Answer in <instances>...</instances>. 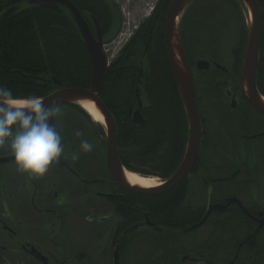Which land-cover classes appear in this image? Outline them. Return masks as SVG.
<instances>
[{"label":"flooded vegetation","instance_id":"af4514ba","mask_svg":"<svg viewBox=\"0 0 264 264\" xmlns=\"http://www.w3.org/2000/svg\"><path fill=\"white\" fill-rule=\"evenodd\" d=\"M160 2L161 0L157 2L150 16L144 19L150 22L151 18H154V30L160 27L157 22H160L162 9L166 7L168 0L163 2L161 10ZM114 5V27L106 31L100 23L104 40L110 36L117 37L123 27L121 7L115 3ZM243 6L246 9L245 5ZM81 12L97 36L94 26L87 18L91 14L87 11ZM184 19L185 16H182L181 40L196 81L195 90L197 93L201 90L199 97L196 96L202 124V141L196 162L189 174L175 187L162 194L129 192L114 180L106 165L107 141L104 124L102 125L105 136H100V158L96 161L93 158L99 173L95 174L91 172L94 170L93 163L84 155L79 142L67 141L58 122V130L64 137L63 143L68 158H62L45 176L27 178L17 172L14 160L0 163V264H115L117 256L119 264H125L128 246L134 238L136 243L147 239L151 245L147 253L141 256L140 264L174 260L176 245L181 261L189 264H219L223 261L224 252L225 256H232L230 264H247L248 260L260 255V250L257 249L255 253L254 248H258L257 239L264 236V114L253 108L243 91L241 76L248 37L242 44L241 35L237 32L233 42V37L229 35L223 45L217 41L214 46H206L205 49L194 47L193 51L187 39L188 20ZM246 20L248 27V19ZM163 25L162 38L168 56L166 16ZM141 27L142 23L139 29ZM157 40L158 36H152V40L145 43V55L150 51H157ZM201 60L210 62L208 69H199L198 62ZM143 96L145 99L142 113L144 117H148L145 111L152 106L147 103L150 96ZM69 106L71 104L54 106L62 107L59 116L68 122L76 119V112ZM137 107L138 105L136 109ZM130 111L133 120L134 109ZM111 113L115 119L112 111ZM145 119L147 122L148 119ZM186 122L188 126L187 118ZM95 130L97 133L100 131L99 127L93 126L92 133ZM188 135L187 130L183 154L170 176L141 174L144 178L159 179L158 185L154 187L164 185L179 168L186 152ZM71 153H79V158L73 160ZM9 155H13L11 150L1 154L0 158ZM181 185H184V204L198 215V221L180 230L154 221L150 212H141V208L135 222L129 223L128 217L116 205L119 202L120 206L124 207L129 195L139 198L157 197ZM230 198L237 199L242 206L234 202L224 211L215 210L202 226L190 229L204 218L211 207L217 204L225 205ZM244 209L254 218L249 217ZM214 216L218 219L213 221L215 224L211 222ZM222 216L228 219L222 221ZM231 218L234 220L232 225H229ZM141 224L144 225L127 234L129 228ZM224 225L228 226L227 230ZM204 228L207 230L201 240L196 236ZM227 233L230 235L227 236ZM186 237L191 239L190 243H187ZM233 238L235 240L231 242L234 249L227 244L228 239ZM184 256H187L186 260L183 259Z\"/></svg>","mask_w":264,"mask_h":264},{"label":"trees","instance_id":"16d2710c","mask_svg":"<svg viewBox=\"0 0 264 264\" xmlns=\"http://www.w3.org/2000/svg\"><path fill=\"white\" fill-rule=\"evenodd\" d=\"M21 1L26 0H0V87H8L16 95L34 93L41 98L59 88L54 79H57L62 87L89 88L92 81V62L71 17L65 12L41 6L20 9L17 5ZM71 1L81 11L94 15L106 31L114 27L116 20L114 4L107 0ZM164 1L166 0L160 2V10L164 6ZM172 1L168 0L166 7L162 9V18L157 22V26L158 24L160 26L157 27L158 30L156 28L152 31L154 18H151L150 22L143 21L141 29L108 67L102 96L117 121L119 157L122 163L128 170L143 175L170 176L177 167L186 142L187 122L184 104L173 78L162 38L163 23L168 5ZM199 1L223 5L227 12L225 13L223 9L224 13L219 14L221 16L219 20L215 11L214 19L208 18L210 20L208 30L202 29L201 34L196 32L195 36H188L191 45L202 43L205 36H208L210 41L206 44L202 43L204 47L214 46L218 42L221 44L219 34L229 36L227 32L230 29L232 32L238 31L244 44L248 37V27L242 15L244 6L241 0ZM257 1L262 12L257 86L264 95V0ZM186 20L188 23L190 18L186 16L184 21ZM89 21L91 23L90 19ZM191 24L199 26V21ZM150 35L153 38L158 36V49L155 53L150 51L145 55L144 45ZM143 61H145L144 77L140 88L143 94L150 96L147 103L152 106L146 109L148 117H145L148 120L143 127H140L132 120L130 109L135 110L138 105L136 87L139 85L138 76ZM69 108L76 112V119L82 124L99 127L100 131L97 133L95 130L94 133L105 136L104 126L93 121L92 124L91 116L85 109L75 104H71ZM54 123L58 128V118ZM81 140L82 138L78 137L71 139V142L80 144ZM92 143L97 149L99 159L101 143L96 145L94 140ZM183 189L184 185H181L157 197L139 198L136 195H129L124 207L120 206L119 202L116 205L128 217L129 223L135 222L138 212L142 209L141 212L149 211L154 221L180 230L198 221V215L184 204ZM230 240L234 242L235 239ZM175 249L177 253L174 260L165 263L160 260L155 264H184L179 258L178 245ZM254 249L257 252V247ZM228 253L233 255L232 252Z\"/></svg>","mask_w":264,"mask_h":264},{"label":"water","instance_id":"95a60500","mask_svg":"<svg viewBox=\"0 0 264 264\" xmlns=\"http://www.w3.org/2000/svg\"><path fill=\"white\" fill-rule=\"evenodd\" d=\"M28 6H41L50 8L59 12L67 13L76 24L84 44L92 62V81L90 88H75V87H59L42 98L45 106H55L58 104H77L84 107L85 103H92L104 118L106 127V165L114 180L125 190L135 194H162L175 187L181 182L192 170L202 141V124L197 103L195 82L192 69L186 57L180 34V24L182 14L185 9L194 0H173L167 10L166 15V42L171 65L172 75L178 86L179 92L182 96L185 111L189 123V140L185 152L184 159L176 172L167 180V182L158 187L145 188L139 184L132 183L128 179L129 171L125 168L119 157L118 146V129L116 121L102 99L105 88V79L108 69L107 58L103 52L102 46L104 42L111 41L112 38L104 40L102 29L98 19L94 15H88L87 18L91 20L97 36L92 31L91 26L81 10L71 0H27ZM245 5L249 19H248V43L243 61L242 70V86L243 91L254 109L264 114V96L260 93L257 86V73L260 61V48L262 37V12L260 4L257 0H241ZM27 6V7H28ZM156 27L154 23L152 30ZM152 40V36L149 42ZM210 62L201 60L198 62L200 70L209 68ZM144 66L140 68L138 76L139 86L137 87V102L138 108L134 110L133 121L144 126L146 119L142 113L144 109L143 93L140 85L143 84ZM55 83L60 84L57 79ZM90 113V112H89ZM13 155L4 156L0 158V163H7L13 161ZM240 202L235 198L227 199L225 205H214L211 207L204 218L197 224L191 226V230L202 226L206 222L209 215L215 211H224L232 203ZM242 206V205H241ZM245 210V209H244ZM245 213L249 217L254 218L247 210ZM148 223V222H147ZM146 224V223H144ZM141 225H134L128 229L127 234L133 233ZM187 256L183 259L186 260ZM115 264H119L118 256L115 258Z\"/></svg>","mask_w":264,"mask_h":264},{"label":"clouds","instance_id":"9594fccd","mask_svg":"<svg viewBox=\"0 0 264 264\" xmlns=\"http://www.w3.org/2000/svg\"><path fill=\"white\" fill-rule=\"evenodd\" d=\"M60 113L59 107L45 106L39 95H16L0 87V145H10L18 173L32 179L43 177L62 158H68L64 137L54 123ZM75 135L82 133L76 130ZM94 148V143L81 140L83 152ZM71 158L78 159L79 153H71Z\"/></svg>","mask_w":264,"mask_h":264},{"label":"rangeland","instance_id":"374dc122","mask_svg":"<svg viewBox=\"0 0 264 264\" xmlns=\"http://www.w3.org/2000/svg\"><path fill=\"white\" fill-rule=\"evenodd\" d=\"M109 3L111 4H117L119 5V7H121V11L124 17V33H127L128 30L130 31L132 29L131 26H133L134 24L138 25L139 23L141 24L142 21H144V19L148 18L150 16V13L153 10V7L155 6V4L159 1V0H107ZM114 2V3H113ZM28 1H21L19 2V4L17 5L18 8L23 9L26 8L28 6ZM213 8L215 10H213ZM223 9L224 12H227V9L225 7H223V5H219V4H215L213 2H201L199 0H194L187 9H185L184 13L182 14V16H189L190 21L186 24V30H188V36L192 37L196 35V32H199L201 34L202 29L208 30L209 29V25H208V21H210L208 18L211 17V19H214V13L215 11H217L218 15L216 14V16L219 17V20L221 19V16H219V14H223ZM210 12H212V14H210ZM246 9H243L242 15L244 16L245 19H249V15ZM167 13V12H166ZM199 21V26L198 25H193L191 23L193 22H198ZM247 21V20H246ZM198 29V30H197ZM237 30H234L233 32L231 31V29L227 32V34L231 35L232 38V42L234 40V36L237 35ZM187 34V31H186ZM219 39L221 42V45L224 44V39L228 36H226L225 34H219ZM210 38L208 36H205L203 38L202 43L206 44L209 43ZM226 41V39H225ZM231 42V43H232ZM202 43L199 44H193L191 46V49L194 51V47H202L203 49H205V47L203 45H201ZM231 43L229 45H231ZM233 44V43H232ZM200 49V48H199ZM202 55V54H200ZM194 82H196L194 80ZM196 85V84H195ZM75 88H81V87H75ZM206 90V88H204V91ZM201 90H198V93L196 92V95H198L199 97V92ZM203 91V92H204ZM146 92V91H145ZM197 97V96H196ZM204 98H206V95H204ZM198 100V99H197ZM184 104V103H183ZM56 106V105H55ZM62 108V107H61ZM60 108V109H61ZM185 110V107H183ZM84 109V108H83ZM86 110V109H85ZM87 111V110H86ZM185 115L186 118L187 114L185 111ZM59 120V126L63 129V131L65 132V138L67 141H71L74 140V138H78L75 135V131L79 130L82 135L80 136L82 139H88L90 142H92V140H94L95 143H97L96 145H99L101 143V138L100 136H98L97 134L92 133L91 128L92 126H85L84 123L82 124L80 121H78L77 119H71L69 122L68 121H64L61 116L57 117ZM66 119V118H65ZM99 123V124H103L99 121L94 120V118L91 116V123ZM80 124V126L78 125ZM78 125V127L76 126ZM189 126V125H188ZM187 126V130L189 133V127ZM118 129V128H117ZM188 140H189V135H188ZM188 143V141H187ZM10 145L8 143H5L3 145H0V155L1 154H6L10 152ZM96 152V153H94ZM84 155H86L93 163V169L91 172L95 173V174H99L97 172V163H94V159L95 161L98 160V156H97V149L94 148V151L89 152V153H85ZM185 156V155H184ZM94 158V159H93ZM184 159V158H183ZM141 176V174H138ZM143 177V176H142ZM157 182H159L160 180L157 179ZM103 201V200H102ZM224 219H228V217H221V220L224 221ZM218 221L217 216H214L213 218H211V222L213 224H215V222L213 221ZM234 220V218L229 219V225H232V221ZM229 227H233V226H229ZM228 226L224 225V229L227 230ZM223 229V230H224ZM207 228H204L203 230L200 231V233L196 236L197 238L200 237L201 240L204 238V231H206ZM264 232V231H263ZM230 235L229 233H227V236ZM136 238H134L132 240V242H130L131 244H129L128 246V252H127V256L125 258L124 263L125 264H140V258L141 256L145 255L149 249V247L151 246L149 244V240H141V242L136 243ZM185 240H188L187 243H190L189 241L191 239L189 238H185ZM257 246L260 250V255H256L252 260H248L247 264H264V236H261L260 238L257 239ZM227 244L232 248V242L230 239H228ZM185 245V244H184ZM257 253V252H255ZM232 255V254H230ZM227 257V260H226ZM181 260V256L179 257ZM225 258V259H224ZM229 258V259H228ZM230 258H232V256H225V252L223 253V261L220 262L219 264H230ZM104 263V262H103ZM184 264H189L188 262L186 263L183 262ZM102 264V263H100ZM190 264H194V263H190ZM201 264V263H199ZM234 264V262H233Z\"/></svg>","mask_w":264,"mask_h":264},{"label":"bare ground","instance_id":"6f19581e","mask_svg":"<svg viewBox=\"0 0 264 264\" xmlns=\"http://www.w3.org/2000/svg\"><path fill=\"white\" fill-rule=\"evenodd\" d=\"M84 107L88 112H90V114L92 115L94 120L104 123L103 116L100 114V112L95 108V106L92 103H85ZM128 179L132 183L139 184L145 188L154 187V186L158 185V183H159V182H157V180H155V178H146V177L144 178V177H141L138 174L132 173V172L128 173Z\"/></svg>","mask_w":264,"mask_h":264},{"label":"built area","instance_id":"2783aa9c","mask_svg":"<svg viewBox=\"0 0 264 264\" xmlns=\"http://www.w3.org/2000/svg\"><path fill=\"white\" fill-rule=\"evenodd\" d=\"M125 34L122 33L119 38H117L116 40L113 41L112 45L114 46L113 48H114L115 51L111 54L112 57H114L115 52H117V51H119L121 49L122 42H123V38L122 37ZM110 51H111V48H106V52L107 53L110 52Z\"/></svg>","mask_w":264,"mask_h":264}]
</instances>
